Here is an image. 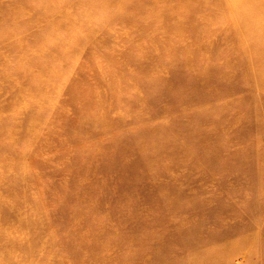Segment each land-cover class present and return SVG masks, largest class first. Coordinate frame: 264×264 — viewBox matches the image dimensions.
Returning <instances> with one entry per match:
<instances>
[{
	"label": "rangeland",
	"instance_id": "1",
	"mask_svg": "<svg viewBox=\"0 0 264 264\" xmlns=\"http://www.w3.org/2000/svg\"><path fill=\"white\" fill-rule=\"evenodd\" d=\"M8 0H0V4H3ZM22 0H19V2ZM227 1V0H226ZM231 10H223L221 7L226 4L222 0H25L26 7H29V11L26 15H23V10L19 8L11 9L7 16L0 13V50L11 53L12 56L20 55L25 60V63L19 65L14 70L15 73L13 79L17 82H9L6 77H3L4 84L0 81V117L5 121H13L15 123L12 126V130L17 134L22 143L25 142V137L27 136V131L29 129L28 124L30 123V115L36 111L33 110L32 104L35 98L30 93H23L19 95L18 87L20 84L23 86L25 83L30 82L33 79L32 74H40L35 78L38 80V87H44V81H52V90L50 91L51 99L58 103L67 101L71 97L70 90L74 85H77V81L81 78V75H96L91 64V60H100L113 54L114 50L118 49L120 45L115 43L114 40H101L102 32H136L134 36L140 43L145 42L147 39V33L152 31L151 42L161 44L162 38H168L170 40L178 41L186 32H191L195 24V19L201 18L203 23V31L206 34H211V37H217V40L222 44V49L219 52V57L227 55L224 60L227 59L230 65L231 60L237 59L238 67H242L240 60H242L243 55H249L251 60H246L248 67L252 62H256L257 75L253 82H248L243 85L240 82V74L243 69H239L237 75L229 74L228 70L221 72L219 76L213 78L212 84H221L223 88L229 87V82L231 78H236L234 80V86L229 92L223 91L218 94H212L211 98L224 103L238 102L236 99H240V96L244 104H247V100L254 98L256 94L264 96V36L258 38L254 44L251 41V46L246 44L245 34L249 32H264V0H229ZM20 2V4H21ZM46 5H48L51 11L54 13V17H50L57 23V27L53 25L49 19L48 15H44L46 19L39 18L38 20L34 18V12L36 10H44ZM1 6V5H0ZM93 6V8H92ZM61 9L62 13H59L57 9ZM90 9L88 13H84L83 9ZM32 9V10H31ZM34 11V12H32ZM90 11V12H89ZM99 15H104L103 18L99 19ZM109 16L110 18L104 19V17ZM71 20V22H70ZM103 24V25H102ZM100 32L99 35L94 33V36L88 38V40L78 46V49L74 46L70 49H65L54 43H48L49 51L41 50L40 53L45 54L47 62L50 63L48 66L55 68L57 73L52 74V78L44 72L46 69L45 65L33 66L35 64V56L30 54L29 51L19 52L17 50H11V45L20 39H27L31 33L34 34V43L45 46L46 36L50 35L51 32H56L57 36L60 37L65 34V32ZM181 32V33H180ZM248 32V33H247ZM185 33V34H184ZM43 35L44 38H43ZM250 38H248L249 40ZM63 45V44H62ZM160 53L162 55L171 54L173 56L174 49L177 48L172 42L168 41L162 45ZM247 46V47H245ZM245 48V49H244ZM82 52V53H81ZM234 52V54H232ZM81 53V54H80ZM249 53V54H248ZM224 54V55H223ZM232 55L229 59V55ZM208 55L206 54L205 57ZM248 57V56H247ZM110 58V57H109ZM61 59H68L70 63L64 65L60 63ZM75 63H71V62ZM250 61V64H249ZM93 62V61H92ZM203 62V63H202ZM114 61L107 58L104 61L103 68L108 72L111 69ZM202 63V69L200 73L204 74L206 72L205 66L206 61H199ZM93 64V63H92ZM32 65V66H30ZM162 66H158V72L155 71V66H149L146 69L145 79L151 81L156 78V75H162L164 78H170V83L164 82L159 78L157 86L160 90L166 89V85L169 88L167 93L171 94L177 88L185 91L188 90L190 93H195L196 89H200L203 92H207L204 86L192 84L193 79L197 73H193L188 70H178L174 63L169 61L162 62ZM37 70V72H35ZM157 70V69H156ZM244 71L250 72L251 69L246 70L244 65ZM25 73V76L23 75ZM153 73V74H152ZM157 73V74H156ZM161 73V74H160ZM239 74V75H238ZM108 77L104 78V81L99 86L89 87L99 92L97 94H90L87 96L86 100L101 103V104H112L117 103V98L111 95V90L113 88L112 82L109 80L111 75L106 74ZM154 77V78H153ZM130 78V77H127ZM215 78H218L217 80ZM50 79V80H48ZM242 79V75H241ZM8 81V82H7ZM17 83V84H16ZM149 83V82H147ZM151 83V82H150ZM10 85L14 91L10 88L3 89L4 86ZM188 84V85H187ZM232 84V85H233ZM208 88L211 85L207 86ZM70 88V90H69ZM88 88V87H87ZM156 89V84H154ZM10 89V90H9ZM198 90V91H200ZM119 98H125L130 100V107L127 112L124 122L120 124H115L120 116V111H110L106 114L107 119L111 123L101 124L100 120L96 121L91 127L87 124L78 126L77 118L80 114H86L88 116H96L97 113L93 110L83 111L80 113L78 107L79 103H76L74 109L67 111L60 110L59 106H47L42 107L39 112L40 124H36V128L44 129L47 128V121H53L51 128L56 132L59 137H63L61 134V129L64 127H73L76 133L73 135L68 134L67 137L71 141L70 143L60 144L56 149H43L38 143L31 145L29 154H31L30 160L26 157H18L13 151H7L10 142L7 136H4V132H0V170L12 168L16 169L24 165L21 171H26L30 176V179H35L38 177V185L31 188L17 189V191H12L8 199H22L28 198L36 193L37 191H43L44 194L50 196L54 199L51 200L55 203V208L58 210V220L61 227H70L74 222V218L71 219L64 215V208L68 210L76 211L78 216L83 221V224L94 229L99 230L105 227V231L108 229L109 236H125L130 235L131 237L141 236L147 237V244H152L154 242V233H160L170 231L169 228L174 227L175 230H179L194 224L197 230H204V226L207 227V242L201 245L204 255H190L187 256V252L179 251L175 256L179 259L180 264H198V261L206 257L208 264H264V255L257 251V247L261 244V248H264V239L261 241V237L257 234L254 239H250L251 242L244 241L242 238L244 234H247L249 238L256 233V229L259 224L261 230L264 231V171L258 177L255 172L248 173L245 171H236L233 174H229V177L224 178L222 174L224 171L219 167L220 159L217 157L216 161L207 165V162L213 158V152L209 150V144L202 142L198 145L199 154L196 155L195 162H190L183 164L180 170L191 171L195 177H199L200 165L202 164L205 168L201 172L207 173L206 177L201 178L202 183L209 184L214 177H217V181L214 183L217 187L216 193L222 191V205L219 206L218 210L210 215L208 218L199 216V213H195L193 208L200 202V199L205 202L206 205H201L203 212H207L211 207V204L207 203V200L212 198L211 191L208 188L204 189L200 187V182L191 178L190 183L184 185V194L180 198L182 207L179 210H175L174 216H171V211L167 213L168 216L166 221H161L156 219L158 223L152 222L155 218L153 217L150 221L141 220L139 218L136 233H130L126 229V225L123 224V220L127 215V210L132 205L131 201L136 199L139 195L144 192H150L149 186L144 182L147 178L160 177L163 178L160 173H155L154 171L148 170V173L139 170L130 175L123 176L124 180L128 183H132L131 187L133 190H128L125 186L123 188L116 187L106 188V185L113 180H117L119 176L116 172H108L106 169L104 171H93L96 166H112L116 168L120 166L121 162L124 161L125 156L123 152L126 151L128 145L125 141L128 136L136 135L142 128H152L158 129L159 126H164L168 130H171L172 125L170 122L180 116L190 117V116H201L203 114H209L214 109V104H209L206 100H197L196 103H190L189 105L185 103L181 108H177L178 104L175 101L165 103L163 96L161 97L160 91L147 89L145 92L137 93L133 90L129 92H120ZM198 93V92H196ZM226 93V94H224ZM181 96V95H180ZM188 96L189 93H188ZM227 96V98L225 97ZM232 96V97H231ZM236 96V97H235ZM16 97V98H15ZM236 98V99H235ZM182 99V96H181ZM231 99V100H230ZM11 100V104H6L3 106L2 101ZM257 100V97H256ZM216 101V102H217ZM28 104L29 107L25 108L24 104ZM254 103V102H252ZM23 109L20 115H16L15 110ZM76 108V109H75ZM125 108V107H121ZM120 109V110H121ZM210 110V111H209ZM220 113V111H219ZM132 115H138L131 119ZM105 116V118H106ZM197 116V117H198ZM192 117V118H193ZM223 117V115H222ZM248 121L251 122V126L245 121L241 123V127L245 131L244 133L248 136H252L253 140L260 142L261 138V121L256 119H251L249 114L246 115ZM19 122V124H18ZM223 123L225 120L222 121ZM9 125L7 128L9 129ZM50 127V126H49ZM105 127V128H103ZM104 129L103 133L97 132V130ZM164 128V131L166 129ZM173 128V127H172ZM10 130V129H9ZM86 131L91 132L90 135H86ZM97 132V133H95ZM94 133V134H92ZM2 135V136H1ZM71 137V138H70ZM73 144L72 141L76 140ZM68 141V142H69ZM12 147L14 143H12ZM207 145V146H206ZM1 147L4 150H1ZM165 146L161 147V149ZM222 152V151H221ZM129 154V153H127ZM242 157L244 156L241 154ZM20 158V159H19ZM3 159V160H1ZM201 160V161H200ZM244 161V157L241 159ZM253 163L255 167L259 166L258 162L254 160L248 161ZM223 163V162H222ZM258 164V165H257ZM238 165V164H236ZM82 172H86L83 174ZM224 178V179H223ZM159 179V180H161ZM171 179V178H170ZM172 182L176 183L177 179L172 177ZM100 182L103 183L100 185ZM98 183V185H96ZM217 183V184H216ZM40 187V189H39ZM241 188V189H240ZM11 191V190H10ZM199 192L198 195L196 193ZM159 195V193L157 194ZM151 205V204H150ZM205 208V209H204ZM178 209V208H177ZM31 213V212H30ZM74 214V213H73ZM232 215L237 217V220L232 223ZM229 217V218H227ZM227 218V219H226ZM16 220L13 219L9 223L8 228H3L0 230H10L12 236H18L20 234L25 236L26 239H34V234H40L38 229L31 223L27 221V229H16ZM136 221V219H133ZM28 223H31L28 224ZM226 223V230L230 229L227 234L229 241L234 240V244L226 243L224 239L216 237L217 230H219L220 225ZM166 226V227H165ZM169 227V228H167ZM48 228V227H47ZM44 229L41 235L44 236L46 240L51 241L47 243L40 244L39 242L32 241L31 245L36 246V243L41 245L43 252L39 255H35L34 251L24 253L22 250H14V253H7L2 251L0 254V259H5V261H0V264H82V258L75 257L73 255L76 243L72 245L69 244L67 247L68 255L63 252L58 251L55 239L50 240V237H46V233H50V229ZM232 230V231H231ZM221 231V230H220ZM9 234V235H10ZM31 234V235H26ZM10 235V236H11ZM31 236V237H28ZM151 236V239L148 238ZM161 236V235H160ZM48 238V239H47ZM57 239V238H56ZM172 240V239H171ZM163 240L161 237L158 239L157 244H162ZM145 245L127 244L125 245L126 253L129 252H142L147 253ZM168 248L170 253H174L177 244L174 242H169L168 244L161 245ZM18 247V246H17ZM26 246H19L18 248L23 249ZM168 247V248H167ZM253 248V249H252ZM121 253L124 252V248H121ZM24 250V249H23ZM26 250V249H25ZM119 251V250H118ZM164 251V248L162 249ZM60 254H59V253ZM73 252V253H72ZM243 252V253H242ZM35 256H34V255ZM56 254L58 256H56ZM213 254V255H212ZM216 254V256H215ZM243 254V255H242ZM162 254L157 252V254L152 253V257H159ZM197 256V258H193ZM200 256V257H198ZM9 262L7 259H10ZM122 258V256H120ZM151 261H138L136 264H172L171 257H168V261L161 257L158 261L154 258H150ZM113 258L108 259L104 254L99 256V258L94 257L89 260L90 262L86 264H109L112 262ZM84 264L86 261H84ZM205 260L201 264H207ZM116 264V263H115ZM129 264H132L130 262Z\"/></svg>",
	"mask_w": 264,
	"mask_h": 264
},
{
	"label": "bare ground",
	"instance_id": "2",
	"mask_svg": "<svg viewBox=\"0 0 264 264\" xmlns=\"http://www.w3.org/2000/svg\"><path fill=\"white\" fill-rule=\"evenodd\" d=\"M222 1L224 4H226V8H224V5H222L221 8L223 10H231L232 6L230 7L228 3L230 1ZM20 2L19 0H8L3 4H0V13L7 16L8 12L11 9L19 8L23 10V15H26L30 9L25 5H22L23 3H25V0H22L21 4ZM57 10L59 11V13H62L61 9L58 8ZM88 10L90 9H83L84 13L86 14L88 13ZM43 14L48 15L47 19H49V21L57 27V23H54V20L52 21L50 18L54 17V13L51 11L48 5H46L44 10H36L34 12V18L37 20L39 18L46 19ZM103 16L104 15H99V19L103 18ZM107 18L110 17H104V19ZM200 19L201 18L195 19V24L191 32H186V35H184V37H182L178 41L170 40L168 38H162V41L160 42L162 45L170 41L174 46H178L177 48H173L175 51L173 56L171 54H168V57L167 55H162V52L160 53V50L162 48L161 44L150 41V39L154 40L152 38V31L146 32L148 40L142 43L137 41L136 37L134 36L136 32H102L101 40L112 39L115 43H118L120 47L114 50L113 54L108 57L100 60H91V64L89 65L92 66L91 68H93L96 75L92 74L90 76L82 74L81 78H79L77 81V85H74L71 90L69 88L71 97L67 99V101L62 103H58L55 100L51 99L52 94L50 93V91H53L52 81H47L46 79V82L44 81V87H38V80H35V78L40 74L39 72L42 73L43 70L38 71V73L36 74H32L33 79L30 82L25 83V85L23 84V86L20 84V87L17 88L19 95L25 92L32 94L35 98V101L32 104V108L34 111H36V113L34 112L30 115V123L28 124L29 129L27 131L28 134L25 137L26 140L24 143L20 141L17 134L14 132V130H12V126H14L16 122L14 123L13 121H5L2 119V117H0V132L2 130L4 132V136H7L9 141H11L10 145H8V148H6L8 149L7 151H13L17 154L18 157H27L30 160V158L32 157L31 154H29V150L31 148V145H33L34 143H38L43 149H56L60 144L70 143L71 141H69L70 139L67 137V135H73L76 133V130L79 131L78 126L80 125L87 124L89 127H91L96 121L100 120L101 124H104V126L107 127V124L111 122L109 121V119H107L106 114L110 111H120V116L115 123L116 125L120 124L124 122V118L126 117L127 112L130 111V104H128L130 103V100L117 97L120 96V92H129L133 90L140 94V92H145L147 89H152L161 92L160 95L161 97L163 96V100L165 103L175 101L178 104L177 108H181L183 105H185V103L189 105L190 103L194 104L198 102L197 100H206L209 101L207 103H209L210 105L214 104L215 110H211L212 112H209L208 115L203 114L201 116L196 115L194 117H183L182 115L170 122L173 127H170L171 130H168V126L167 128H165L164 126H159L158 129L142 128L138 130L139 132L136 135L128 134V136H126L127 138L125 139L128 148L123 152L125 159L121 162L120 166L112 168L111 165H99L93 168V171L101 172L106 169L108 172H116L119 175L117 177V180H113L106 185V188L108 189H115L116 187L123 188V186H125L126 188H128V190L132 191L133 188L131 187V185L133 184L125 181L123 176H131V174L138 172L139 170H143L147 173L148 170H151L155 173H160L163 177L162 179L159 176L152 179L150 177L145 179L144 182L149 186L148 188L150 192L143 191L142 195H139L136 199H133L131 201L132 205L130 206V208H128L126 212L127 215L122 221L123 224L126 225V229L129 230V234L136 233V231H138L137 227L140 224V220L138 221L139 218H143L141 220L144 222V220L150 221L153 217H156L154 220H152V222L158 223L156 219H159L161 221V224H163V221H166V218L168 217L166 215L167 213L171 211V216H174L175 210L177 211L181 209L182 203L180 201V198L182 197V194L185 196L183 186L187 183H190L191 178L195 177V173L192 174L191 171L180 170L179 168H181L183 164H190V162L192 163L196 160H199V158H196V155L199 154L198 145L202 142H206L207 144H209V150L214 153L212 155L213 158L205 162H207L208 165L215 162L217 157H219L221 162L219 167L224 171V174H222L224 178L227 179V177H229V174H233L236 171H245L248 173H252L255 172V170H258L257 173L255 172V175L259 177L262 174V172L260 171H264V96L262 97L256 94L250 101L247 100V104L242 103L243 101L240 99H242L243 97L240 96V99L235 98L238 102H230L225 106L223 105L225 102L221 103L220 101L215 100V98H211L212 94H218L226 90L227 92H229L230 89H232V86H234L233 83L236 79L234 77L231 78L232 80L231 82H229L228 88H223L222 85L218 83L212 84L211 80H213L215 76H219L222 71L227 69L229 74L237 75L238 70L243 69L239 74L240 82L245 85L248 82H253V80L258 77V66L255 64L256 62H252L250 64V61L252 60L249 55H247L248 57L246 55H243L242 60L239 61L240 64L242 63L243 68L241 66L238 67L239 65L237 64V59L231 60V63L229 65L227 59L224 60L227 55L223 54L224 56L219 57V52L222 49V44L217 40V37H219V35H217L216 37H211V34H206V32L203 31L204 25ZM94 33L99 35L100 32H88V34L83 31L65 32V34L60 37L57 36L56 32H51L50 35H47L45 38L48 39L45 46L43 44L39 47L37 46L38 44L34 43V34L31 33V35L27 39H20L19 41L13 43L11 45V50H17L19 52H22L23 50H25V52L29 51L30 54L36 57L34 61L35 64L33 63V66L45 65L46 69L44 70V72L47 73L49 75V78L51 79L53 76L52 74L57 73V70L48 66V64L50 63L47 62V58L43 57L45 56V54H41L40 51L46 49L47 51H49L50 48L48 43H51L53 45L55 43L57 46L61 44L59 46L67 50L74 46L78 49V46L84 44L88 40V38L93 37ZM44 36L45 35H43V38ZM263 36L264 32H249L248 35L245 34L244 37L246 41L244 42L251 46L250 43L252 40L255 44L258 38H261ZM248 38L250 39L248 40ZM206 54L208 55L207 57H205ZM232 54H234V52ZM231 56L232 55H229V59L231 58ZM109 57L112 61H114V63L111 66L110 71L107 72L103 68V66L104 61H107V58L110 59ZM246 60H250L249 67L248 65H246ZM167 61L174 63L178 70H188L193 73H197V75H195V78L193 79L192 84L196 83L197 86H204L207 92L201 93L202 91L200 89H196V92L198 93H190L189 89H184L185 91H183L180 88H177L175 91H173V93L169 94L167 93V91L169 90L167 85L165 87L166 89L160 90L157 86L158 82L156 81H158L160 78L164 82L171 84L170 78H164L162 75H156L154 76L156 78L153 77L154 79H152L151 81H147L145 79L147 67L151 65L155 66L153 67L155 68V71H153V73H159L160 71L158 70L160 69H158V66H162V62ZM199 61H206L205 66H203V68H206V72L204 74L200 73V69H202V67L199 65H201L203 62L199 63ZM24 63L25 60L22 56H12L8 51L5 52L0 50L1 83L4 84V81H6L3 80V77H6L9 82H17L15 79H13V77H17L13 75L15 73L14 70L17 66L21 64L23 65ZM60 63L67 65L68 63H70V61H68V59H61ZM71 63L75 62L73 61ZM244 65L246 70L251 69V71H244ZM35 72H37V70ZM106 74L111 75L109 80L112 82L113 88L110 93L112 96H114V98H117V103L105 105L86 100L87 96H89L90 94L94 93L99 95L98 91H95L94 89L89 87H91V85L92 87L99 86L102 81H104V78L108 77ZM23 75L25 76V73ZM215 79L217 80L218 78ZM154 84H156V89L154 88ZM208 85H211V87L208 88ZM7 88H10L14 91V89L10 85L6 84L3 89L7 90ZM188 93L190 96H188ZM180 95L182 96V99ZM221 95L223 94L221 93ZM225 97L227 98V96ZM2 102L3 106H5L6 104H11V100ZM76 103L80 104L78 110L75 108L76 111H80L81 113L83 111L93 110L97 113V115L88 116L81 113L79 118H77V129H74L73 127L62 128L61 134H63V137H59V135H57L56 132L53 131V129L51 128L53 121L51 120L47 121V128L34 129L36 127V124H40L39 112L45 105L53 107L59 106L60 110L67 111L70 109H74L73 106H75ZM24 105L26 107L23 109L29 107L26 103ZM121 107L125 108L121 109ZM23 109L21 108L20 110H15L16 115H20ZM247 114H249L252 120L257 118L259 121H261L260 123L262 126V133L260 144L259 142H256V140H253L252 136H248L247 134H245V131L241 127V123L243 121H245L250 126L252 125L246 117ZM137 116L138 115H132L130 118L133 119ZM223 120H225L224 123L222 122ZM7 125L10 126V130L7 128ZM103 128L101 130H97V132L103 133ZM164 128L166 129V131H164ZM90 133L91 132L86 131V135H90ZM77 140L78 139L73 140L72 144ZM12 143H14L13 147L11 146L13 145ZM163 146H165V148L161 149V147ZM1 150H4V148L1 147ZM241 154L244 155V161L241 160L243 158ZM250 160L258 162L259 166L255 167V165H252L253 163L251 164L248 162ZM200 166V172L198 173L199 177H195V179L200 182L199 185L201 188H203L204 186V189L208 188L211 191L210 195L212 196V198L207 200V203L211 204V207L210 210L204 208L205 210H208L204 213L202 210L203 207L201 205L206 204L203 200L200 199V202L193 208L195 209V213L200 214L199 216L208 218L210 215L216 212V210H218L219 206L222 205L221 196L223 190L216 193L217 187L214 183L217 181V177L209 179L211 180V183L209 184L202 183L201 178L206 177L205 174L207 173L204 174V172H201V170H203L205 167L202 164ZM22 168H25L24 165L16 169L7 168L0 170V229L8 228L11 220L17 219L15 225L16 229H20L21 227L22 230L27 229V221H30L31 223H33V225H35L40 234H34V237H32L34 239L32 240L26 239L25 236H22L21 234L20 238H18L17 235L12 236L10 234L11 229H8V231L0 230V254L2 253V251H6L8 254L14 253V250H22L24 253L34 251L35 255L41 254V252H43L42 246L37 243L36 246H33L30 244V242L35 241L42 244L43 241L46 240L44 236L41 235V232L44 229H50V233L47 230L48 233H46V237H50V240L51 238L55 239L58 251L63 252L65 255H68L66 254V248L69 247V244L72 245L75 242V253H72L75 257L77 256L79 258H82V262H80L82 264H84L83 260L86 261V264L90 262L89 260H91L93 256L99 258V256H101L102 254L108 257V259L113 258L112 262H115L116 264H129L130 262H132V264H136L139 260L143 262H145L144 260L151 261L150 258H154L156 259V261H158L161 257H163V259L167 262H169L168 257H171L172 260L169 263L180 264L179 259H177V257L175 256L179 253V251H183V253L184 251L187 252V256L206 254L204 253L205 251H203V248L201 246L209 242V239L207 240L206 226H204V230L202 231L197 230L194 224H190L179 230H175L174 227H167L170 231L166 230L165 232L160 233L161 236L159 235V237L158 233H154V242L152 244H147V237L144 236L141 237L138 235L135 237H131L130 235H125L121 237H111L108 234L109 229L105 231L104 226L99 230H94L83 224V221L78 216L79 214H77L76 211L74 212V210H68L67 208H64V215L68 216L70 219L71 217H73L75 220L72 225H70V227H61L58 220V210L55 208V203L51 201H54L55 198L52 199V197L44 194L43 191H37L30 197V199L29 197H24L22 199L20 198L14 200L11 199L12 195L11 198L8 199L13 190L17 191V189H25L26 187L33 188L35 187V185H38V177H36V180L30 179V176L28 175V173H26V171H21ZM82 173L86 174V172ZM172 177L177 179L176 183L172 182ZM102 184L103 183L100 182V185ZM96 185H98V183H96ZM158 193L159 195H157ZM198 194L199 192L196 193V195ZM237 217L238 216L235 217L234 215H232V223L237 220ZM133 219H136V221ZM31 223L28 224L31 225ZM256 226H258L255 231L256 233H254L250 238L247 235L249 233L243 235L242 238L244 239V241L251 242L250 239H254L257 234L261 237V241H263L264 231L260 232L261 228L259 224H256ZM225 228L226 223L224 225H220L219 230H217L216 237L224 239L226 243H231L232 245L235 241L232 239L229 241L227 234L230 232V229L226 230ZM160 237L163 242L161 241L162 244H157V241ZM148 238L151 239V236H149ZM171 241L176 243L178 248L174 250V253H170L169 255L168 250L170 249L167 247L168 249L166 250V247H163L161 245L168 244ZM49 242L51 243V241L48 240L44 241V243H47V245L49 244ZM127 244H134V246L146 244L145 249H147L148 251L144 254L139 251L126 253V249L124 246ZM261 244L260 247L258 245L257 251L259 253L262 252V254L264 255V248H261ZM17 246L26 247L23 248V250L18 248ZM121 248H124L123 253H121L120 251L122 250ZM163 248L164 251H162ZM157 252H160L162 255L159 257H152V253L157 254ZM56 256L58 255L56 254ZM120 256H122V258H120ZM193 258L195 259L197 258V256ZM7 260L10 262L11 258ZM204 260L208 264V260L206 261V257L199 260L198 264H201V262ZM0 261H5V259H0ZM34 263L35 262H27V264ZM60 263L62 264V260ZM109 264L112 263L110 262Z\"/></svg>",
	"mask_w": 264,
	"mask_h": 264
}]
</instances>
